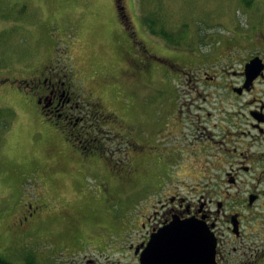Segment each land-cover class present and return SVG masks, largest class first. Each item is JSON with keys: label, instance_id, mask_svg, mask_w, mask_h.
Masks as SVG:
<instances>
[{"label": "rangeland", "instance_id": "rangeland-1", "mask_svg": "<svg viewBox=\"0 0 264 264\" xmlns=\"http://www.w3.org/2000/svg\"><path fill=\"white\" fill-rule=\"evenodd\" d=\"M151 4V15L168 28L183 25L185 36L195 32L196 42L205 36L207 44H195L192 52L185 42V49L175 50L148 34L143 17ZM121 6L144 49L131 40L114 0H0V108L12 113L9 128L0 132V256L13 262L22 251L34 252L45 264L101 253L110 255L111 264L129 262L114 252L134 241L144 206L157 199L159 178L149 146L161 145L156 127L186 106L187 87L176 75L215 74L226 65L238 70L226 55L264 53V0L251 6L241 0H122ZM49 62L115 117L103 129L110 138L104 152L113 151L109 157L124 160L123 166L81 153L42 116L22 82ZM27 203L56 218L19 231L15 219ZM261 234L264 241L262 225L245 234V243Z\"/></svg>", "mask_w": 264, "mask_h": 264}, {"label": "flooded vegetation", "instance_id": "flooded-vegetation-1", "mask_svg": "<svg viewBox=\"0 0 264 264\" xmlns=\"http://www.w3.org/2000/svg\"><path fill=\"white\" fill-rule=\"evenodd\" d=\"M121 2L114 0L115 8L118 16L126 19ZM133 37L130 36L133 43L144 49ZM226 56L228 63L238 64V70H229L226 65L215 74L204 70L176 75L177 81L187 87L186 106L176 107L169 120L165 118L156 127L155 138L162 143L149 146V152L156 159L157 199L144 206L135 225L134 241L114 252L130 258L123 264H141V253L151 237L175 219L200 221L212 231L217 243V264L264 263L263 235H258L261 243H245V234L264 226V53ZM254 59L260 61L256 75H247L246 66ZM156 60L166 62L162 58ZM131 76L136 77V72ZM71 81L69 74L49 62L26 84L42 116L64 138L65 134L72 135L82 143L87 110L84 98ZM172 139L173 146L164 142ZM166 177L174 178L168 187L162 182ZM185 179H190V184ZM54 218L41 205L27 203L16 216L14 227L29 231L45 219ZM73 256L78 257L74 262L62 264H111L107 262L110 255L103 253L95 255L97 258Z\"/></svg>", "mask_w": 264, "mask_h": 264}, {"label": "trees", "instance_id": "trees-1", "mask_svg": "<svg viewBox=\"0 0 264 264\" xmlns=\"http://www.w3.org/2000/svg\"><path fill=\"white\" fill-rule=\"evenodd\" d=\"M245 6H251L253 0H241ZM151 13L148 16L143 17V23L145 25V29L147 33L151 34L152 36L158 37L164 44H166L169 48L172 49H185L181 46L186 42L187 45L190 44L187 50L193 52V47L195 44L200 46L199 43H203V45L207 44L205 40V36L196 42L197 33H193L191 36H185L181 29L183 27L179 26L174 28H168L165 22H161L162 18L152 16V11L155 9L153 8V4L150 5ZM121 19V18H120ZM122 23L125 25L126 29L129 31V35L133 36L132 28L127 23L126 19H121ZM196 31L200 32V28ZM199 34V33H198ZM190 41V42H188ZM65 71V70H64ZM70 77H72L70 75ZM27 83V82H22ZM74 85V84H73ZM76 86V85H74ZM79 90V89H78ZM81 93V92H80ZM82 97L85 100V107L87 113H84V120L82 126V134L85 138V142L79 143L76 141L74 136L65 134V139L68 140L71 144H73L77 149L83 151L84 153H88L90 155H97L102 159L107 165H111L113 167H121L125 163V161L121 160L119 162L114 163L112 159L109 157L107 152L109 147V136L108 132L103 133L104 127H107L115 118L111 113H107L103 106H100L99 101L94 98H89L87 95L82 94ZM88 108V109H87ZM86 112V111H85ZM12 113L7 109L0 108V132L5 131L10 126ZM132 166V165H131ZM131 166H127V172L131 170ZM19 258V262H13L6 257L0 256V264H45L44 260L42 261L39 259L35 253L32 251H22ZM16 256V257H18Z\"/></svg>", "mask_w": 264, "mask_h": 264}, {"label": "water", "instance_id": "water-1", "mask_svg": "<svg viewBox=\"0 0 264 264\" xmlns=\"http://www.w3.org/2000/svg\"><path fill=\"white\" fill-rule=\"evenodd\" d=\"M258 59L246 66L247 75H256ZM216 239L200 221L174 220L154 234L141 253V264H217Z\"/></svg>", "mask_w": 264, "mask_h": 264}]
</instances>
